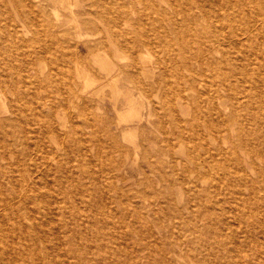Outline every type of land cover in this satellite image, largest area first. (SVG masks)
I'll return each instance as SVG.
<instances>
[{
    "label": "bare ground",
    "instance_id": "bare-ground-1",
    "mask_svg": "<svg viewBox=\"0 0 264 264\" xmlns=\"http://www.w3.org/2000/svg\"><path fill=\"white\" fill-rule=\"evenodd\" d=\"M0 87V264H85L78 201L105 176L123 185L101 216L141 224L131 264H264V0H0ZM51 98L80 164L45 212L27 192L70 158L37 150L27 168V130L56 133Z\"/></svg>",
    "mask_w": 264,
    "mask_h": 264
},
{
    "label": "rangeland",
    "instance_id": "rangeland-1",
    "mask_svg": "<svg viewBox=\"0 0 264 264\" xmlns=\"http://www.w3.org/2000/svg\"><path fill=\"white\" fill-rule=\"evenodd\" d=\"M5 2H7V0H5ZM60 10L63 11V8ZM9 11L13 17L11 9H9ZM72 26H74L73 22H68L66 29ZM27 28L30 29L28 25ZM32 36L33 35L30 37ZM69 47L70 45L67 48L69 49ZM46 63L48 65V70L42 78H44L49 72L54 73L56 71L52 70L49 61H46ZM2 89L4 88L0 87V91H2ZM47 91L54 95L53 93L56 89L54 87H48ZM106 92L108 93L109 89H107ZM54 101V98L46 99L44 101V111L46 114H53L52 122L57 126L56 133L47 134L42 129L40 123L36 124V122H34L30 129L27 130L29 144L27 147V168H34L36 158L39 155L37 150L53 151L62 149L63 153H61V150L60 157L69 156L70 158L66 163H63L62 173L52 174L47 176L45 180H39L38 188L27 192V196H30L31 198L36 195L40 197L37 204L32 203L30 204V207L34 209V206L39 205L35 209L39 207L40 211L45 212L48 211L50 204L62 196V192L69 190L72 182L71 174L78 171V164H80L77 154L75 153V150H78V148L71 146L69 143H65L62 138L63 134L69 132L76 121L74 114L70 113V104L63 103L52 108ZM108 117L113 121V125H116L119 121L117 115H115L113 111L108 110ZM64 123L67 125V128H63L62 125ZM113 127L114 126H112V128ZM112 130L114 135L119 137V130L114 128ZM97 133V142L95 141L92 147L87 149L93 150L88 153L87 159H89L94 165L99 166V164L106 163V156L104 152L99 154L97 150L100 147V144L102 145L101 147H103L107 144V141L102 133L100 134L99 131H97ZM118 139L120 140V138ZM12 163L14 164L15 161L12 160ZM52 166L54 168L60 167L57 162H54ZM122 176L128 182L126 183L128 186H124L125 190H130V187H134V183H137L142 179L138 171L130 168L124 169ZM122 185L123 184L120 182L114 181L112 177L105 176L99 182L91 184L90 191L84 196V202L80 203V201H78L79 211L84 222L83 226L80 228L81 234L77 239V246L82 257L81 260H86L85 264H131L132 256L136 255L134 244L139 241V238L135 231L141 228V224L136 216L124 211L121 212L117 207H113L112 205L109 207H112L114 210L117 209L116 213H110L107 209L105 216H101L99 211V206L105 199L104 195L108 194L110 189L121 187ZM71 195L75 194L73 193ZM183 214L188 215L190 212L183 210ZM217 214L218 212L214 211L211 215L215 216ZM206 215L205 212L204 216ZM104 223L106 224V227H104ZM195 227L199 231L206 226H203L202 220L200 219Z\"/></svg>",
    "mask_w": 264,
    "mask_h": 264
}]
</instances>
